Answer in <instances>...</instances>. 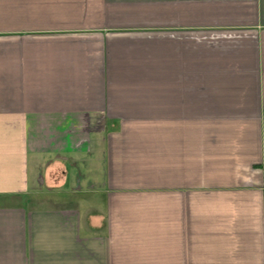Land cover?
Returning a JSON list of instances; mask_svg holds the SVG:
<instances>
[{
	"label": "crops",
	"instance_id": "crops-1",
	"mask_svg": "<svg viewBox=\"0 0 264 264\" xmlns=\"http://www.w3.org/2000/svg\"><path fill=\"white\" fill-rule=\"evenodd\" d=\"M0 264H264V0H0Z\"/></svg>",
	"mask_w": 264,
	"mask_h": 264
},
{
	"label": "rangeland",
	"instance_id": "rangeland-1",
	"mask_svg": "<svg viewBox=\"0 0 264 264\" xmlns=\"http://www.w3.org/2000/svg\"><path fill=\"white\" fill-rule=\"evenodd\" d=\"M33 196H34V195H33ZM33 196H32V197H33ZM40 196H41V195H39V197H40ZM34 197H36V196H34Z\"/></svg>",
	"mask_w": 264,
	"mask_h": 264
}]
</instances>
